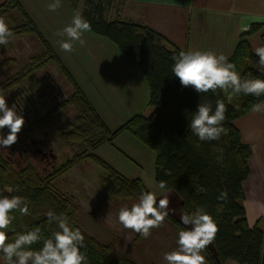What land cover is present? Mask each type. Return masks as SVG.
I'll list each match as a JSON object with an SVG mask.
<instances>
[{
    "label": "trees",
    "instance_id": "obj_1",
    "mask_svg": "<svg viewBox=\"0 0 264 264\" xmlns=\"http://www.w3.org/2000/svg\"><path fill=\"white\" fill-rule=\"evenodd\" d=\"M84 1L89 8L82 15L90 22L91 31L108 38L141 70L148 85L149 106L153 110L148 117L134 115L118 129L110 131L22 4L18 0H3L0 16H4L7 23L9 17L10 22L13 21L12 25L8 24L14 33L11 42L29 35L38 43L39 49L24 61L17 73L0 83V93L7 95L13 86L33 78L48 65L56 67L70 87L62 100L50 105L32 123L24 124L17 142L11 146L20 151L37 132L53 123L55 116L68 109L70 113L65 120L53 124L57 136L69 150L66 159L48 173H40L31 161L14 165L0 148V193L26 197L30 209L27 216L13 213L16 219L8 229L9 239L17 232L36 227L41 229L43 236H50L58 230L56 223H49L46 215L52 210L57 215L68 216L71 226L79 228L84 235L85 247L81 251L87 255L88 264H165L163 254L176 247L177 233L186 226L169 213L163 226L154 229L148 239L123 229L117 221L119 208L130 207L137 202L140 193L148 189L141 179L125 178L95 154L98 148L111 144L120 134L128 132L154 153V180L157 184L166 182L164 190L179 198L182 213L202 206L215 219L219 231L203 252L207 264H264V230L258 225L248 226L243 207L242 185L249 173L248 161L252 151L241 141L234 125L236 119L251 112L252 104L262 102L264 96L241 95L228 103L225 94L219 90L217 94H197L191 87H182L171 71L172 57L181 50L143 24L123 21L119 17L106 20L104 3L109 4L107 2L112 0H104V3L102 0ZM68 2L76 10L81 0ZM260 28V25H252L229 57L243 78H264L259 71L258 56L247 40ZM10 43L0 45V52L10 50ZM217 98L225 99L228 110L223 126L228 134L222 135L219 141L201 142L192 134L188 124L198 103L210 101L214 109ZM2 131L7 134L8 129ZM220 156L222 162L218 163L217 157ZM65 180L76 189L78 184L81 185L77 191L91 206L86 213L90 219L107 224L108 240L93 237L78 225L77 209H81V203L73 201L59 188L58 184ZM9 188L11 193L7 192ZM222 190L228 193L226 202L217 200ZM221 206L222 211H217ZM107 212L116 216H104ZM109 217L122 230L123 237L111 232L106 222L110 221ZM39 247L41 244L33 245L34 249Z\"/></svg>",
    "mask_w": 264,
    "mask_h": 264
},
{
    "label": "clouds",
    "instance_id": "obj_2",
    "mask_svg": "<svg viewBox=\"0 0 264 264\" xmlns=\"http://www.w3.org/2000/svg\"><path fill=\"white\" fill-rule=\"evenodd\" d=\"M61 6V0H53L47 9L56 11ZM91 30L90 22L81 12H76L71 21L55 33L61 38L58 40L60 49L71 53L76 42L84 46L86 42L82 37ZM13 37L6 18L0 16V45L9 44ZM254 52L258 56L259 71L264 74V45L256 47ZM172 60L171 71L180 85L191 87L197 94H217L219 90L225 94L228 103L241 95L264 96V78H243L236 71L235 64L223 53L182 50ZM225 99L217 98L214 109L210 101L197 104L188 127L199 141H219L222 135L228 134L223 126L228 110ZM251 110L254 113L264 112V102L252 104ZM24 124V116L17 111L16 105L9 106L6 95L0 93V148L8 149L15 144ZM4 129H8L7 134L3 133ZM217 162H222V156L217 157ZM158 187L164 190L167 184L160 181ZM7 192L11 193L12 189H7ZM227 199V191L222 190L217 200L226 202ZM169 203L166 194L157 199L154 191H142L137 202L130 207L125 205L119 208L117 221L123 229L148 239L154 229L163 226L169 214ZM29 211L26 197L0 193V254L3 264H88L87 255L81 251L85 247L84 235L79 228L71 226L68 216L57 215L52 210L46 215L49 223H56L58 230L50 236H43L41 229L36 227L17 232L10 240L8 229L16 219L13 213L27 216ZM217 211H222V206ZM180 222L186 227L178 231L176 247L163 254L165 264H207L203 252L213 243L219 231L215 219L204 207L198 206L194 211L182 214ZM36 244H41V247L34 249L33 245Z\"/></svg>",
    "mask_w": 264,
    "mask_h": 264
},
{
    "label": "rangeland",
    "instance_id": "obj_3",
    "mask_svg": "<svg viewBox=\"0 0 264 264\" xmlns=\"http://www.w3.org/2000/svg\"><path fill=\"white\" fill-rule=\"evenodd\" d=\"M2 1L3 0H0V2ZM19 1L30 19L37 26V29L42 34L43 38L51 46L76 84L82 90L85 97L94 105L91 104L110 131L118 129L134 115L138 114L148 117L152 113L153 109L149 106V90L145 78L143 84L140 82L135 84L136 79L127 75L124 71V67L122 68L118 66L117 71L112 72L113 67L115 68L117 63L114 59V54H111L110 50H115L116 52L119 51L108 38L90 31L84 33L82 37L86 42L84 46H80L79 43L76 42L74 44V50L71 53L63 52L60 49L58 40L61 38L55 33L68 24L76 12L82 13L89 8L84 0H81L76 10L71 8L68 0H61L62 6L56 11H49L47 9V5L52 3L53 0ZM102 1L104 3V0ZM125 2L126 0H112L111 2H107L109 4H106L105 2L104 18L110 21L116 17L122 16ZM121 19H123V17ZM7 21L8 24L11 23L10 17ZM97 40H101V42H97ZM11 44L12 46L10 50L5 53L0 52V66L6 74L5 79L17 73L24 61L30 55L37 53L39 49L38 43L29 35L14 39L10 45ZM125 60L138 72H141L134 63L129 61V59ZM46 68L54 71V74L66 95L70 91V87L57 68L52 65H48ZM42 74H44V76ZM42 74L40 76L36 74L33 78L35 80L38 78L46 79L47 75L45 73ZM140 74H142V72ZM141 76H143V74ZM33 78L26 79L24 84L19 88L25 90L26 85H33V88L36 89L37 87L36 90L39 91L40 86L35 87L36 83ZM1 79H3V75L1 76ZM48 106H50V103H48ZM69 113L68 109L62 111L59 115L54 117L53 123L45 127L33 138V141H37L39 139L44 140V138L47 137L51 138L55 143L52 150V153L56 157L54 165H47L46 161L41 160L40 156L35 154L30 145H27L25 152H20V154L18 151H11L10 148H3V153L5 156L9 157L10 160H13L12 162L16 166H20L26 161H31L40 173H48L52 168L68 157L69 150L64 146L60 138L56 136V126L53 124L58 125L61 120L64 121ZM43 131L44 133H42ZM95 154L104 158L106 163L125 178L141 179L148 191H154L156 193L157 199L162 198L163 195L166 194L170 201L168 212L180 220L183 213L179 204L175 202L176 205L173 204L171 200L173 199V197L171 198V195L173 194L169 191L160 190L158 184L154 180V153L135 139L134 136L128 132H124L111 144H106L103 147L98 148ZM88 164L93 170H97L91 163ZM58 186L62 191H66V195L71 197L73 201L81 203L79 204L81 209H77L78 225L87 234L103 240H108L110 236L105 229L107 228V224L104 223V225H102L98 222V219H90L86 213L91 206H88L89 202L84 201L83 198H81L79 191H77L81 185L78 184L76 189L75 186H71L68 184L67 180H65L64 182L61 181ZM104 216L116 215L107 212ZM109 220L111 222H106H108V226L111 227V232L123 237L124 233L121 229H118V225L113 218L109 217ZM0 264H3L2 259L0 260Z\"/></svg>",
    "mask_w": 264,
    "mask_h": 264
},
{
    "label": "crops",
    "instance_id": "obj_4",
    "mask_svg": "<svg viewBox=\"0 0 264 264\" xmlns=\"http://www.w3.org/2000/svg\"><path fill=\"white\" fill-rule=\"evenodd\" d=\"M123 9L121 20L147 26L181 51L212 50L229 59L252 25L261 28L247 37L251 49L264 45V0H126ZM110 53L117 63L112 72L124 67L126 74L136 79L135 84L144 83L141 72L125 60L128 58L115 50ZM234 125L252 151L242 185L246 221L249 227L258 225L264 230V112L251 111ZM171 193L173 204L180 206L179 198Z\"/></svg>",
    "mask_w": 264,
    "mask_h": 264
},
{
    "label": "flooded vegetation",
    "instance_id": "obj_5",
    "mask_svg": "<svg viewBox=\"0 0 264 264\" xmlns=\"http://www.w3.org/2000/svg\"><path fill=\"white\" fill-rule=\"evenodd\" d=\"M2 2H0V8L1 5L3 4ZM46 67L47 66L39 70L37 75L40 76L42 73H45L47 75V78L46 79L38 78L36 80L34 79L36 83L35 87L40 86L39 91L36 90L37 87L36 89H34L33 85H26L25 90L19 88L22 84H24L23 81L20 85L13 86V88L8 92L7 94L8 96H6L7 103L10 106L15 104L17 111L24 116L25 124L32 123L34 119L38 118L37 116L40 113H45L50 107L48 106V103H50V105L54 103H58L60 100H62L65 97V91L64 89H62L60 82L57 80L54 71ZM2 75H3V79H1ZM42 75L44 76V74ZM5 76L6 74L3 72V69L0 66V83L8 79V78L5 79ZM9 78H11V76ZM25 94H29V95H25ZM40 131L37 132L36 135H38ZM42 133H44V131ZM33 138L30 140L29 144H26L25 147L21 149L22 151L10 147L11 151L12 150L18 151V153L20 154V152H25L27 145H30L33 151L35 152V154L37 156H40L41 160L46 161L47 165H51V164L54 165L56 157L52 153V150L55 143L51 140V138H47V137L44 138V140L39 139L37 141H33Z\"/></svg>",
    "mask_w": 264,
    "mask_h": 264
}]
</instances>
